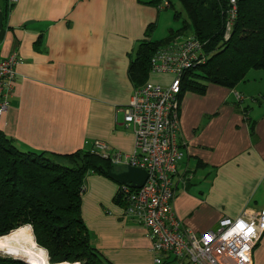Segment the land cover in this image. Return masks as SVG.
<instances>
[{
    "label": "crops",
    "instance_id": "0c3cea01",
    "mask_svg": "<svg viewBox=\"0 0 264 264\" xmlns=\"http://www.w3.org/2000/svg\"><path fill=\"white\" fill-rule=\"evenodd\" d=\"M7 6L0 0V58L17 53L22 62L0 129L22 150L92 151L101 141L103 155L138 154L134 126L125 121L137 88L129 67L151 23L158 40L170 17L164 9L138 0H18ZM246 83L234 90L211 84L205 94L188 91L180 100L178 141L185 154L173 178V208L197 235L226 216L264 207V106L250 112L253 132L234 104L237 90L255 96ZM120 185L99 173L86 176L83 218L93 244L113 264H157L148 229L114 201ZM253 258L264 264V233Z\"/></svg>",
    "mask_w": 264,
    "mask_h": 264
},
{
    "label": "trees",
    "instance_id": "16d2710c",
    "mask_svg": "<svg viewBox=\"0 0 264 264\" xmlns=\"http://www.w3.org/2000/svg\"><path fill=\"white\" fill-rule=\"evenodd\" d=\"M138 1L163 10L175 9L176 0ZM177 1L186 13L182 23L170 27L167 35L158 40L152 38L157 24L151 23L138 43L129 67L136 87L149 81L155 53L181 37L199 39L205 61L184 73L179 103L186 92L205 94L211 84L234 90L250 80L247 77L251 70L264 69V0H236L237 15L228 36L230 0ZM175 12L173 21L177 23L181 12ZM235 97L236 109L254 132L256 119L250 112L254 105L263 107L264 100L252 96L254 105L245 104V95L238 90ZM114 166L110 159L89 149L71 153L22 150L0 129V236L30 225L37 243L47 249L53 263L113 264L93 244L83 218V193L87 174L109 177ZM120 192L119 186L114 201L123 206ZM165 263L169 264L167 260ZM0 264L27 263L0 255Z\"/></svg>",
    "mask_w": 264,
    "mask_h": 264
},
{
    "label": "built area",
    "instance_id": "2783aa9c",
    "mask_svg": "<svg viewBox=\"0 0 264 264\" xmlns=\"http://www.w3.org/2000/svg\"><path fill=\"white\" fill-rule=\"evenodd\" d=\"M15 4L18 0H8ZM226 35L237 15L236 0H230ZM203 44L189 36L172 40L161 47L151 60V74L172 76L167 85L147 81L135 89L125 111V121L134 126L138 154L105 153L101 141L97 152L115 165L136 166L147 170L148 179L140 188L120 185L124 215L142 223L149 232L157 264L172 257L174 264H253V248L264 233V207L247 208L239 217H224L215 229L197 235L183 228L173 209L176 194L174 174L184 157L179 143V93L184 73L203 63ZM22 58L13 53L0 58V122L8 108L7 95L13 89L17 66ZM240 98L239 95H237ZM172 263V264H173Z\"/></svg>",
    "mask_w": 264,
    "mask_h": 264
},
{
    "label": "bare ground",
    "instance_id": "6f19581e",
    "mask_svg": "<svg viewBox=\"0 0 264 264\" xmlns=\"http://www.w3.org/2000/svg\"><path fill=\"white\" fill-rule=\"evenodd\" d=\"M0 251L21 256L33 264H49L45 251L34 240L33 229L30 225L21 226L7 235L0 236ZM54 264L80 263L61 262Z\"/></svg>",
    "mask_w": 264,
    "mask_h": 264
},
{
    "label": "rangeland",
    "instance_id": "374dc122",
    "mask_svg": "<svg viewBox=\"0 0 264 264\" xmlns=\"http://www.w3.org/2000/svg\"><path fill=\"white\" fill-rule=\"evenodd\" d=\"M175 11L177 12H181V17L179 18V21L177 23H175L173 21V15L176 13ZM164 14H166V16H170L168 20H163L162 23H161V26L160 28L158 29V35L156 36V38H162L164 37L167 32H168V29L170 26H177V25H180V23H182V21L186 18V13L181 5V3L179 1H175V9L173 8H167V9H164L163 11ZM169 22H173V24H171L168 28H167V25L169 24ZM166 29V30H165ZM165 30V32H164ZM263 74V75H262ZM157 76H160V77H157L155 76L153 79L150 78L149 80L150 81H156V82H160L162 85H167L168 81H170V79L172 78V76H167V74H155ZM263 77V78H262ZM248 79H251V84L247 83L246 84H249L250 85V90L251 92L261 101L264 100V69H259V70H251L249 73H248ZM254 79H256V81H253ZM241 84H244V83H241ZM242 86V85H241ZM245 98H246V103H255L253 102L252 100V95L251 94H245ZM254 105V104H253ZM254 108L255 110L260 111L261 109H259L257 107V105H254ZM119 167V166H117ZM175 176V174H174ZM174 178V177H173ZM174 180V179H173ZM175 183V182H174ZM176 195V194H175ZM175 199V198H174ZM174 209V208H173ZM179 219V218H178ZM180 220V219H179ZM181 222V220H180ZM219 225V223H218ZM218 225L215 227L217 228ZM181 226L183 228H185L181 222ZM213 228V229H215ZM211 230V229H210ZM209 231V230H208ZM195 233V232H194ZM206 233V232H205ZM204 234V233H203ZM39 245V244H38ZM19 247V246H18ZM0 255H5L2 251H0ZM21 257V256H19ZM47 260L49 262V264H54L51 259H50V256L48 254V257H47ZM80 264H82L81 262H79Z\"/></svg>",
    "mask_w": 264,
    "mask_h": 264
},
{
    "label": "water",
    "instance_id": "95a60500",
    "mask_svg": "<svg viewBox=\"0 0 264 264\" xmlns=\"http://www.w3.org/2000/svg\"><path fill=\"white\" fill-rule=\"evenodd\" d=\"M100 168L102 169V167H100ZM109 177L116 180L119 183L128 185L130 187L140 188L147 181L148 172H147V170H145L144 168H141V167L129 166L126 170H123L121 172H113V171L109 172ZM33 235H34V233H33ZM34 240H35L36 244L38 245L36 238H35V235H34ZM38 246L45 251L46 256L48 257L47 249H45L44 247H42L40 245H38ZM2 252L5 254V256H12L13 258L22 260L27 264H33L29 260H27L23 257L13 255L9 252H4V251H2Z\"/></svg>",
    "mask_w": 264,
    "mask_h": 264
},
{
    "label": "clouds",
    "instance_id": "9594fccd",
    "mask_svg": "<svg viewBox=\"0 0 264 264\" xmlns=\"http://www.w3.org/2000/svg\"><path fill=\"white\" fill-rule=\"evenodd\" d=\"M149 81H150V80H149ZM179 104H180V103H179ZM179 108H180V107H179ZM258 241H259V240H258ZM256 244H257V243H256ZM256 244H255V245H256ZM254 247H255V246H254ZM253 250H254V248H253Z\"/></svg>",
    "mask_w": 264,
    "mask_h": 264
}]
</instances>
